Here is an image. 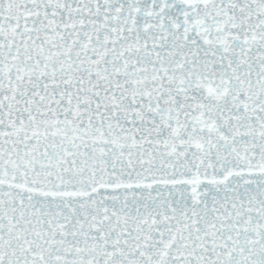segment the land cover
I'll use <instances>...</instances> for the list:
<instances>
[{"label":"snow or ice","instance_id":"6c2138e0","mask_svg":"<svg viewBox=\"0 0 264 264\" xmlns=\"http://www.w3.org/2000/svg\"><path fill=\"white\" fill-rule=\"evenodd\" d=\"M0 264H264V0H0Z\"/></svg>","mask_w":264,"mask_h":264}]
</instances>
